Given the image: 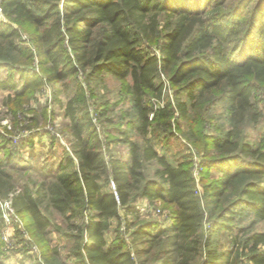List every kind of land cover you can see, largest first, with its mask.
Instances as JSON below:
<instances>
[{"label": "trees", "instance_id": "obj_1", "mask_svg": "<svg viewBox=\"0 0 264 264\" xmlns=\"http://www.w3.org/2000/svg\"><path fill=\"white\" fill-rule=\"evenodd\" d=\"M0 9V91L14 93L9 99L20 109L52 86L76 140L54 181L37 187L12 183L6 167L14 155L9 143L0 147V197L12 195L41 245L32 264H264V230L254 229L264 224V137L244 134L263 114L264 0H0ZM24 26L34 28L30 46L19 42ZM106 74L122 81L130 111L113 129L118 138L104 142L89 126L84 86ZM162 75L186 99L156 109ZM68 94L64 103L60 97ZM214 96L226 102L229 128L209 138L216 156L202 169L200 190L189 163L170 161L153 138L175 137L178 117L194 131L209 120L205 101ZM107 105L93 111L113 124ZM116 144L127 146L126 156L116 154ZM143 199L163 204V221L142 213ZM45 203L72 223L68 236L76 244L65 260L47 238ZM122 211L133 217L124 230L132 241L121 233L109 243L106 234ZM250 215L255 220L248 223Z\"/></svg>", "mask_w": 264, "mask_h": 264}, {"label": "rangeland", "instance_id": "obj_2", "mask_svg": "<svg viewBox=\"0 0 264 264\" xmlns=\"http://www.w3.org/2000/svg\"><path fill=\"white\" fill-rule=\"evenodd\" d=\"M0 14L1 20H4L2 12ZM33 31L34 28L30 26L22 27V37L19 42L30 46V37ZM152 51L158 55L160 54L157 48H152ZM5 75L6 71L3 70L1 78ZM161 80L165 84L164 96L160 101L154 99L156 109L164 107L167 103H174L178 98L186 99L185 92L178 87H174L168 76L162 75ZM122 85V81L106 74L101 79L93 81L89 87L88 85L84 86L91 113L89 126L97 128L104 142L118 138L116 131L113 129H118L121 125L124 126L128 119L127 113L130 111V103L123 92ZM14 95L12 92L0 91V147L9 143L8 149L14 155L12 164L6 167V171L12 176V183L17 188H22L27 184L37 187L42 182L50 184L55 179L58 165L66 157L74 156L73 146L76 140L68 127L70 120L64 116V110L57 104L53 87L50 85H46L37 92L36 98L28 104L22 105L23 107L20 109L11 104L12 100L9 99V96H12L13 99ZM68 96L71 97L68 94L60 98L66 103L69 99ZM205 102L208 107L212 106L211 114H207L209 120L205 119L204 124L196 125L194 131L189 129L184 119L178 117V122L174 123L173 129L176 134L175 137L166 138L158 134L153 138L156 149L166 155L170 161L189 163V167L195 173L200 190L202 189V169L208 170V161L216 156L212 146L207 145L211 143L209 138L218 134L222 129L229 128L226 102L221 99L215 100V96ZM106 103H108L107 107L112 108V112L109 114H111L110 117H113V124L103 122L93 111V105L99 106ZM261 110L264 114V104L261 105ZM263 114L256 125L251 124L244 129V134L251 141H258L261 137H264ZM205 115H202L203 118ZM195 139H198L199 142L195 143ZM112 147L120 157H124L128 153V148L124 144H116ZM1 157H5L4 153H1ZM155 167L154 164L149 168L151 176L154 174ZM217 175L215 171L211 172V174H208V180L215 178ZM111 187L113 188L112 185H110V189ZM11 196L0 197L1 213L3 212L2 209H4L5 214L9 213L7 204H12ZM47 205V203L44 204V212L52 221L47 238L51 247L58 248L61 252V258L65 260L66 255L76 244L75 239L68 236L73 233L69 230V225L72 223L53 209H47ZM137 206H139L142 213L147 212L149 214L147 216L150 217L149 219L163 221L164 213L161 211L163 204H152L143 199L137 202ZM155 206L157 210H154ZM16 214L18 223H14L13 240L10 244L3 242L4 244L0 246V262L6 264H32L33 261H37L41 257V245L31 233L29 227L30 217L28 215L20 216L17 211ZM126 220H133V217H127L125 212L122 211L121 220H114L112 229L106 234L109 243L114 241L117 235L121 233L125 234L129 242L132 241L129 233L124 232ZM253 220H255V216L250 215L247 222L250 223ZM136 222L138 223L139 220ZM17 227L20 232L17 231ZM254 229L255 231H263L264 224L256 223ZM6 230L7 227L3 220V226L0 229L1 236ZM219 238L225 248L229 246V234L227 232H221ZM133 247H140L139 241H135ZM21 259L22 262H20Z\"/></svg>", "mask_w": 264, "mask_h": 264}, {"label": "built area", "instance_id": "obj_3", "mask_svg": "<svg viewBox=\"0 0 264 264\" xmlns=\"http://www.w3.org/2000/svg\"><path fill=\"white\" fill-rule=\"evenodd\" d=\"M1 9H0V13H1ZM113 188H114V185H113ZM7 208L9 209V213L8 214H5V211L4 209L3 212H2V217H3V220L5 222V225L7 227V230L2 233V240L5 244H10L12 243V240H13V231H14V223H18V217H17V214H16V210L14 208V206L11 204H7Z\"/></svg>", "mask_w": 264, "mask_h": 264}, {"label": "crops", "instance_id": "obj_4", "mask_svg": "<svg viewBox=\"0 0 264 264\" xmlns=\"http://www.w3.org/2000/svg\"><path fill=\"white\" fill-rule=\"evenodd\" d=\"M0 156H1V154H0ZM13 161V160H12Z\"/></svg>", "mask_w": 264, "mask_h": 264}]
</instances>
